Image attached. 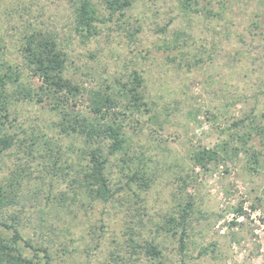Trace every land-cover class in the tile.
Listing matches in <instances>:
<instances>
[{
  "label": "rangeland",
  "instance_id": "374dc122",
  "mask_svg": "<svg viewBox=\"0 0 264 264\" xmlns=\"http://www.w3.org/2000/svg\"><path fill=\"white\" fill-rule=\"evenodd\" d=\"M78 1L0 0L2 57L23 74L21 87L38 93L34 101L18 95L7 132L21 141L44 134L59 150L57 171L67 173L53 177L52 161L45 160L44 168L42 159L28 160L15 151L17 144L0 158V182L20 166L33 175H24L18 204L7 207L0 219L10 222L16 214L18 229L33 246L46 248L50 264H157L138 247L133 254L129 240L135 247L157 243L160 264H181V259L185 264H264V167L249 169L253 165L243 151L210 164L207 172L192 170L190 160L197 148L221 140L235 146L228 131L221 133L234 121L250 117L264 127V0H236L219 18L203 14L217 9L214 0H196L201 12L191 15L182 10L181 0H133L121 17L109 16L102 0H92L103 22L90 40L74 31ZM33 31L57 36L68 55L65 77L87 92L107 93L123 103L121 83L133 71L143 78L147 106L118 116L119 106L102 120L122 123L126 138L124 150L106 163L110 185L119 190L110 202L90 199L82 188L71 190L69 179L76 165L80 170L87 163L88 146L82 137L60 130V112L93 117L87 93L59 97L62 110H50L56 100L38 89L40 81L19 53L23 35ZM261 144L252 137V148L261 150ZM139 166L150 179L148 189L128 181ZM189 197L194 210L181 256L178 235L156 227Z\"/></svg>",
  "mask_w": 264,
  "mask_h": 264
},
{
  "label": "trees",
  "instance_id": "16d2710c",
  "mask_svg": "<svg viewBox=\"0 0 264 264\" xmlns=\"http://www.w3.org/2000/svg\"><path fill=\"white\" fill-rule=\"evenodd\" d=\"M214 1L217 9L215 11L206 9L203 14L219 18L221 13L231 6L230 3L236 0ZM101 2L108 11L109 16L117 14L121 17L132 5L133 0H102ZM197 4L196 0H181L180 2L182 10L187 15L201 12V9L196 6ZM74 13V31L81 39L90 40L98 34L97 23L103 22V19L99 16V10L92 0H79L74 8ZM257 27L261 29L260 24ZM250 33L256 35L252 31ZM179 35L174 38V41H178ZM22 38L23 42L19 48L20 57L25 61L26 66L30 68L32 74L40 81L38 89L46 93L49 98L56 100L55 104L51 105L50 110H62L59 109V104L63 103V100L59 99V97L77 99L80 95L87 93L88 107L93 119L65 110L60 112L61 119L57 124L65 135L75 134L80 136L88 146L87 163L84 167L80 166V170H78L76 165V168L73 169L74 176L69 179L71 190L82 188L90 199L103 202L112 201L119 190L113 189L110 185L105 173L106 163L108 162V156H113L124 150L126 138L122 123L105 124L102 123V120L106 115L111 114V110L119 106L118 116H123L126 112L129 114L133 113V111H140L141 108L144 109L147 106L144 102L145 94L142 76L137 71H133L131 78L126 83H121L122 92L118 94L125 99V102L117 103L116 99L113 100L110 94L93 90L87 92L65 77L68 55L61 48V43L57 40V36L54 33L33 31L25 33ZM2 50L3 44L0 43V158L19 144L21 146L15 148V151L22 152L24 157L27 156L28 160L38 157L42 159L41 163L44 168L45 160L52 161L50 169L54 172L52 173L53 177L57 178V173L60 172L66 175L67 173L64 171H57L59 168L56 167H59L58 164L61 160L59 150L44 134L39 136L32 134V137L24 138V141H21L16 134L7 132L8 127H12L9 120V110L13 102L19 101L20 95H22L21 97L24 100L34 101L38 93L31 94L27 89L21 87L20 80L23 78V74L3 59ZM13 86H16L19 90L16 92L9 91L10 87ZM35 101L41 102L42 99L37 98ZM145 112H148V110L146 109ZM225 130L228 131L231 141H235L237 144L230 146L229 142L221 140L214 147L197 148L190 157L192 170L197 168L200 172H207L210 164L223 163L226 159L237 156L241 151L249 156L247 159L253 165V168L250 166L249 169L256 171V167H264V127L258 124L255 118L247 117L246 121L245 119L234 121L221 133H224ZM255 136L261 140V150H256L250 145L252 137ZM104 149L107 151L105 154L103 152ZM42 151L43 153H41ZM21 159L19 158V161ZM121 161L123 164L129 162L128 159H122ZM17 170L22 175L18 174ZM25 174L32 176L33 172L29 170L28 166H20L16 171L13 170L3 183L0 182L1 217H3L2 213L7 207L18 204L19 193L27 179V176H24ZM128 181L130 183L135 182L138 189H148L150 186V179L147 177L144 166L132 169ZM126 185L129 189H132L129 183H126ZM40 193H37V195L39 196ZM132 194L139 198L137 192L133 191ZM46 199H48V195ZM187 199L182 204L177 203L174 213L164 215L162 223L156 227L157 232L161 230L162 232L170 233L174 237L178 235V251L181 256L184 255L187 247L186 233L190 224V216L194 210L192 198L189 197ZM251 207L253 209L256 208L254 205H251ZM236 212L239 216L244 215L242 208H238ZM17 217L16 214H11L10 222L0 219V264H50V256L46 248L33 246L31 241H27L21 230L18 229ZM129 242L133 254L136 253L138 247L149 259L153 261L156 259L157 264H160L158 261L163 254L157 243L145 241L143 245L135 247L132 246L133 242L131 240ZM206 250L207 248L201 249L199 255L204 254ZM28 251L29 254L32 253L30 256L26 255ZM37 252L43 253V256L39 257ZM181 261V264H185L183 259Z\"/></svg>",
  "mask_w": 264,
  "mask_h": 264
}]
</instances>
